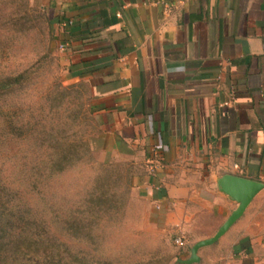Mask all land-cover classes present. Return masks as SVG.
Here are the masks:
<instances>
[{
	"label": "crops",
	"instance_id": "1",
	"mask_svg": "<svg viewBox=\"0 0 264 264\" xmlns=\"http://www.w3.org/2000/svg\"><path fill=\"white\" fill-rule=\"evenodd\" d=\"M39 3L63 84L86 90L91 153L125 167L152 227L184 237L168 263L187 257L237 206L221 175L264 183V0ZM198 255L264 264V188Z\"/></svg>",
	"mask_w": 264,
	"mask_h": 264
},
{
	"label": "rangeland",
	"instance_id": "2",
	"mask_svg": "<svg viewBox=\"0 0 264 264\" xmlns=\"http://www.w3.org/2000/svg\"><path fill=\"white\" fill-rule=\"evenodd\" d=\"M39 2L40 0H0V77L7 74L15 75L27 69V78L23 81L26 90L9 96L6 103L10 111L19 106L25 111L24 115L27 118L34 119L35 116H40L44 120L48 105L59 104L58 100L53 98L54 95L46 100V94H49L47 92L50 90L56 92L60 86L67 85L62 82L63 72L54 51L48 11ZM17 13L24 15L25 19L19 21ZM26 25L28 29L24 28ZM74 102L68 105L69 114L65 113L71 117L78 114L77 121L80 125L71 128L69 134L75 135V132L79 131V134H83L87 139L91 149L93 124L89 121L87 113L81 109V114L77 108L80 101L74 99ZM62 111L61 109L60 113L58 112L59 115L63 114ZM52 118L44 121L47 128L54 120ZM57 126L62 128V124ZM11 144L9 142L6 147L11 148ZM12 170L13 167L7 163V158L0 154V175L18 183ZM97 180L104 185H98ZM20 189L21 195L37 218L47 224L52 218H58L62 225L65 216L67 217L70 212L75 214L80 209L87 208L85 200L91 195H102L107 204L115 203L113 207L105 204L110 208L111 214L108 220L105 222L101 220L94 227V233L97 234L94 242L71 240L56 229L58 238L78 251L79 256L84 257L85 251L86 255L88 252L90 256L98 257L102 262L110 261L111 264L134 261L150 264L168 263L171 249L175 244L143 217L146 210L141 202L131 197L127 170L119 166L118 161L101 162L95 159L92 153L91 159L78 162L60 174L45 179L38 194L22 186ZM94 207L95 205L91 206ZM94 247L98 251H94Z\"/></svg>",
	"mask_w": 264,
	"mask_h": 264
},
{
	"label": "trees",
	"instance_id": "3",
	"mask_svg": "<svg viewBox=\"0 0 264 264\" xmlns=\"http://www.w3.org/2000/svg\"><path fill=\"white\" fill-rule=\"evenodd\" d=\"M17 14L19 21L25 19L24 15ZM24 28L29 27L26 25ZM27 72L25 69L15 75L0 77V154L7 158L18 179V183H14L0 175V264H111L110 261L102 262L100 258L90 256L88 252L86 255L85 251L84 257L79 256L78 251L61 241L56 233L58 229L71 240L94 242L97 239L94 227L101 220H108L111 214L102 195L88 197L85 200L87 208L75 214L70 212L62 225L58 218H52L48 224L38 219L21 195L20 186L38 194L45 179L92 158L89 143L83 134H79V131L75 135L69 134L71 128L80 125L78 114L73 117L66 114L70 112L68 105L75 103V99L80 101L77 108L81 114L82 110L86 112L91 122L83 86H60L56 92L48 91L45 99L54 95L59 104L48 105L44 120L40 116L27 118L19 106L10 111L6 101L14 93L26 90L23 81L27 78ZM61 109L63 114L59 115ZM50 117L54 120L47 128L44 121ZM57 124H62V128ZM9 142L12 143L11 148L6 147ZM97 183L104 185L98 180ZM113 204L110 202L107 205ZM93 205L95 207L91 208ZM93 249L98 251L96 247ZM124 264L150 263L134 261Z\"/></svg>",
	"mask_w": 264,
	"mask_h": 264
},
{
	"label": "water",
	"instance_id": "4",
	"mask_svg": "<svg viewBox=\"0 0 264 264\" xmlns=\"http://www.w3.org/2000/svg\"><path fill=\"white\" fill-rule=\"evenodd\" d=\"M219 191L226 194L230 199L236 202V208L231 212L227 219L221 224L217 231L211 237L201 239L193 243L189 249V254L185 258H176L170 264H194L199 262L198 251L206 246L215 243L229 227L242 216L246 207L252 201L254 196L264 188L261 181L249 179L246 177L223 174L217 181Z\"/></svg>",
	"mask_w": 264,
	"mask_h": 264
},
{
	"label": "built area",
	"instance_id": "5",
	"mask_svg": "<svg viewBox=\"0 0 264 264\" xmlns=\"http://www.w3.org/2000/svg\"><path fill=\"white\" fill-rule=\"evenodd\" d=\"M64 46H65L64 44H60V45H59V49L63 50V49L65 48ZM174 243H175L177 246L182 247V246L185 244V242H184V237L181 236V235H178L177 237L174 238Z\"/></svg>",
	"mask_w": 264,
	"mask_h": 264
}]
</instances>
